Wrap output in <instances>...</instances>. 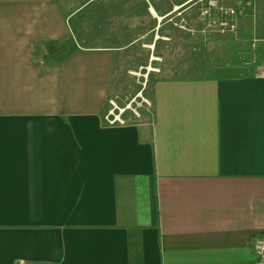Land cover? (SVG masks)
Wrapping results in <instances>:
<instances>
[{
  "label": "crops",
  "instance_id": "crops-1",
  "mask_svg": "<svg viewBox=\"0 0 264 264\" xmlns=\"http://www.w3.org/2000/svg\"><path fill=\"white\" fill-rule=\"evenodd\" d=\"M206 5L0 0V264H257L264 0L240 20L255 60L147 79L144 123L104 121L127 71L186 52L176 23L204 27Z\"/></svg>",
  "mask_w": 264,
  "mask_h": 264
},
{
  "label": "rangeland",
  "instance_id": "rangeland-1",
  "mask_svg": "<svg viewBox=\"0 0 264 264\" xmlns=\"http://www.w3.org/2000/svg\"><path fill=\"white\" fill-rule=\"evenodd\" d=\"M246 2H249L250 6L245 9V12L249 15L250 14L253 15V13L255 12L256 0H233L231 6H228L226 5V3L222 2V0H219V3L226 11L223 13L222 21H220V16H219L220 14L219 12L221 8H218L216 10L215 9L209 10V14L206 15L207 19L203 21V22L205 21L207 22H205L204 27L202 26L203 25L202 24L199 29L198 27L191 28L188 25H186L185 22L176 23L175 26L176 28L181 29L182 31L188 33L192 37L190 39H187L188 46H186V52L181 54L170 52L169 54H166L168 56L166 57V59H163V62L161 60L159 61L158 64H155L157 61L154 60V64L152 65L148 64L146 65L147 67L144 69H138V70L134 69L127 71V77L128 76L131 77L129 81L134 82L135 80L136 86L134 83H131L132 86L131 84L128 83V86L121 89L122 94H119L120 98H116V99L119 102H124L126 100H129L133 98L140 90H142L143 86L145 88L143 91V96L150 99L148 93V84L147 82H145L147 79L151 81V79L154 78H161L167 76H192L197 73L198 76L202 75V72L204 71L199 70L200 66L203 65V67L204 66L207 67V65L208 66L210 65L214 67L216 63H222L221 61L226 60L227 55L222 53H229L228 55H231V53L236 52L238 53L237 56L239 60H243L245 58L248 59V57H250L251 60H255L254 53H252V47H251V53H248V43H245L243 35L240 32L243 26V24L241 25L242 22L240 20L244 15L243 6H246L245 4ZM201 14H202V10H201ZM222 22H224V24H222ZM208 27L209 29H212L213 33H215L213 34L215 37L214 39L212 38L213 40H211L212 44H210L208 41V44H206L207 45L206 48L205 46H203L201 42H199L201 41L200 38H198L199 39L198 41L196 40L195 35L200 36L198 30L202 31V29H205L207 31ZM202 35L206 36L204 34ZM177 48L178 47L174 49ZM217 50L218 52H216ZM222 55H224L225 57L220 59L219 56L222 57ZM157 56L158 55H156V59L158 58ZM196 65L199 66L197 71H195ZM236 72H239V74L245 73L244 70H239ZM263 72H264V68L261 70L259 74L262 75ZM232 73L233 71L229 72V74ZM132 77L134 79H132ZM148 117L149 116H146V118L144 117V120L146 121Z\"/></svg>",
  "mask_w": 264,
  "mask_h": 264
},
{
  "label": "built area",
  "instance_id": "built-area-1",
  "mask_svg": "<svg viewBox=\"0 0 264 264\" xmlns=\"http://www.w3.org/2000/svg\"><path fill=\"white\" fill-rule=\"evenodd\" d=\"M245 4L246 6H243V12L250 6L249 2H246ZM218 8H221L219 16L220 21H222L223 13L226 11L219 3V0H207V6L202 9V15L206 16L209 14V10H216ZM222 24H224V22H222ZM262 76H264V72L262 73ZM144 89L143 86V89L133 98L124 102H119L116 98H108L107 111L104 116L105 124L107 126H115L144 123V117L146 118V116H150L153 107L151 99L143 96ZM255 249L258 256L257 264H264V238L257 241Z\"/></svg>",
  "mask_w": 264,
  "mask_h": 264
}]
</instances>
